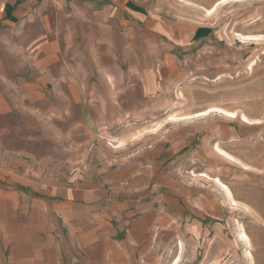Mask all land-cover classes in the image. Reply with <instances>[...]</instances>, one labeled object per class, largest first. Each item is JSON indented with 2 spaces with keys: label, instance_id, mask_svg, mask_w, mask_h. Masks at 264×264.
<instances>
[{
  "label": "crops",
  "instance_id": "crops-1",
  "mask_svg": "<svg viewBox=\"0 0 264 264\" xmlns=\"http://www.w3.org/2000/svg\"><path fill=\"white\" fill-rule=\"evenodd\" d=\"M185 18L168 0H0V264H157L206 215L171 164L202 133L211 160V125H161L127 158L103 142L211 70V24Z\"/></svg>",
  "mask_w": 264,
  "mask_h": 264
},
{
  "label": "rangeland",
  "instance_id": "rangeland-1",
  "mask_svg": "<svg viewBox=\"0 0 264 264\" xmlns=\"http://www.w3.org/2000/svg\"><path fill=\"white\" fill-rule=\"evenodd\" d=\"M168 1L192 24H211V70L191 65L192 77L172 87L165 110L105 128V151L127 158L161 125H179L184 141L189 126L211 125V160L198 149L209 145L202 133L171 164L185 189L205 191L208 211L187 214L188 226L154 263L264 264V0Z\"/></svg>",
  "mask_w": 264,
  "mask_h": 264
},
{
  "label": "bare ground",
  "instance_id": "bare-ground-1",
  "mask_svg": "<svg viewBox=\"0 0 264 264\" xmlns=\"http://www.w3.org/2000/svg\"><path fill=\"white\" fill-rule=\"evenodd\" d=\"M207 12L209 13L210 10H208ZM245 38H249V37H243V39H245ZM211 111H212V110H211ZM219 112H220V111H219ZM231 117H232V116H231ZM242 120H243V119H242ZM243 121H244V120H243ZM222 153H223V152H222ZM226 156H227V155H226ZM228 156H229V155H228ZM219 183H220V181H219ZM224 187H225V186H224ZM222 188H223V187H222ZM225 189H226V188H225ZM227 194L230 196V193H229V192H227ZM227 194H226V195H227ZM228 195H227V196H228ZM230 198H231V196H230ZM231 199H232V198H231ZM232 200H233V199H232ZM243 239H245V242H246V238L243 237ZM246 243H247V242H246Z\"/></svg>",
  "mask_w": 264,
  "mask_h": 264
}]
</instances>
